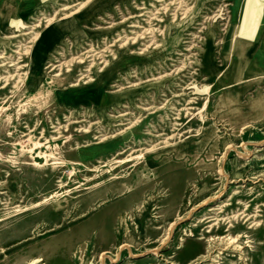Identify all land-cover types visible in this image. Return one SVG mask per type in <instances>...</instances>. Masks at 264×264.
Segmentation results:
<instances>
[{"label": "rangeland", "instance_id": "rangeland-1", "mask_svg": "<svg viewBox=\"0 0 264 264\" xmlns=\"http://www.w3.org/2000/svg\"><path fill=\"white\" fill-rule=\"evenodd\" d=\"M85 1L22 0L25 7L7 8L13 20L27 25L26 32L37 27L31 36L0 45V264H264V101H256L264 99V73L238 66L233 74L231 65L225 75L242 78L219 87L215 76L198 72L208 37L217 64L223 46L235 48L230 37L239 24L233 12L237 0H95L102 11L87 12L79 21L80 42L98 39L101 45L109 27L123 26L128 18L139 23L138 34L154 31L150 42L127 43L99 98L84 86L70 87L78 83L80 65L73 64L69 73L64 67L49 72L44 54L36 60L30 51L13 52L27 47L34 33L40 34V51L44 43L54 44L47 55L69 49L74 33L52 27ZM141 7L147 10L138 11ZM250 25L240 38L254 59L264 39V4ZM14 29L21 28L8 20L0 38L19 35ZM114 36L109 50L120 52L124 39ZM79 51L71 47L68 55ZM57 72L61 76L53 77ZM19 73L20 82L2 78ZM32 78L40 79L36 89L28 88ZM191 85L196 100L190 106L176 96H189L182 89ZM176 117L181 138L172 136ZM134 120L132 128L122 126ZM30 130L32 138L23 137ZM118 130H125L127 143L143 144L129 145L133 149L114 161L112 152H81L97 143L98 135ZM150 130L161 134L151 141L162 143L159 158L144 166L139 153L151 143L144 135ZM199 131H211L213 142L195 145ZM34 138L47 139L49 147L27 152ZM167 138L171 145L181 144L179 139L187 143L161 149ZM39 149L52 154L48 161L37 155ZM219 202L220 212H206ZM204 217L207 221L195 223Z\"/></svg>", "mask_w": 264, "mask_h": 264}, {"label": "bare ground", "instance_id": "bare-ground-1", "mask_svg": "<svg viewBox=\"0 0 264 264\" xmlns=\"http://www.w3.org/2000/svg\"><path fill=\"white\" fill-rule=\"evenodd\" d=\"M158 2H161V1L159 0ZM97 3H98V1H95V0H86L84 3H79V4H77V6L75 5L77 7V9L73 10L72 13H67V14L61 15L60 19L58 20L57 26L52 27L53 29L56 28L57 30H64V31L70 30V31H72V33H74L73 35L75 38L72 39V44H69V45L71 47H75L76 49H80V51H79L80 53H77L78 56H74L75 54H73V56L68 55V53L71 50V47L69 49L66 47H63L62 49L58 48L59 51H61V53L55 54V56H57V57H55L53 55H47L46 52L52 51V49L54 47L53 46L54 44L51 42L48 44L44 43L43 49H42V51H40L41 49H39V48L41 46V43H40L41 39H40L39 33H36V34L34 33V36L32 37L31 41L28 42L29 45L27 47L22 48V46H18L17 50H15L13 52L15 54H19V53L22 54V52L28 53L30 51L32 54L31 55L32 58H34L36 60L40 58L37 55L42 56L44 54L45 56L48 57V58L46 57V60L48 59V61L46 64H44L45 65L44 69H49V72L55 71L57 68H58L57 71L61 72L60 68L64 67L65 72L69 73L71 71L70 67H72L73 64L80 65L78 67L79 72H80V75H79L80 78L78 80V83H74L70 87L84 86V88H86L87 90H92V92L94 93L92 95L93 96L92 98H94V97L99 98L100 96L97 97L100 94L99 91H101L102 87L104 85H106L107 82L111 79L115 68H117L119 66V64H121L122 54L126 50L127 43L131 42V45H132V44H135L137 41H140L143 43L144 42L145 43L150 42V41L154 40V35L153 36L151 35L154 33V31L148 28L145 31L142 30L143 32L138 34L137 32L139 31V29H142L137 25L139 23L138 22H131L130 21L131 18H128V19H125L124 21L122 20L124 22L123 26L112 27V29H111V27H109L110 29L108 31H106V33L104 34L106 37L101 39L102 40L101 45L98 44L99 43L97 41L98 39H91L88 42L86 41V43L80 42V39H79V37H77L78 34L76 32V30L77 31H79V30L76 29L75 27L78 25V23L81 19H85L87 17L86 16L87 12H91L90 13L91 16H94V14L96 12H98V10L102 11L101 6L96 5ZM262 4H264V0H244L243 2L241 0H237V2H235L233 12L235 13V17L238 18L239 24H238L237 30L234 29V31L232 32V36L230 37V40H232L235 44V48L233 47V49H229V50L227 49L226 50L225 46H223L222 62L220 64H217L213 59V54H212L213 48L211 45V37H208V39H206L205 49L202 50L201 56H200L201 59H200V61H198V65H199L198 72L199 73L208 72L209 78H212L213 76H215L217 79L216 84L219 87H229L230 85L238 83L240 81V79L242 78V77L238 76L237 74L234 76H232V75L230 76L231 73L230 74L228 73L227 75H225V72L229 68H231V65L233 67V69H231L233 74H234V71L236 72L235 67H238V66L244 67V68L246 66H249L251 70L253 68L255 69L256 67L258 69L261 68V70H259L260 73H262V74L264 73V39H263V44L261 46L260 51L258 52V54L253 59V58L248 57V47L246 46L245 42H243L242 38H240V37H243V35L245 34V32L243 30L244 27L249 26L251 24L252 20L259 17V12H260V8H261ZM177 7H178V5H177ZM65 9H69V8L62 7V9L60 11L63 12V11H65ZM137 10L142 11V10H147V9L145 7H141V8H138ZM145 14L147 15L148 12H145ZM143 16H144V14L139 13V15L137 17H143ZM54 17L55 16L48 19L46 21V24L47 25L52 24V22L54 21ZM156 18H158V17H156ZM7 21H8V18H6V17L2 18L1 23L4 24L3 29H5V25H6ZM21 21H16L13 19L10 20V22L13 24V27L21 28L18 30L14 29V32H17V33L19 32V35L13 34V35L1 37L0 38V45H4L5 44L4 41L15 39V38H18L19 36H31V34L33 35V31L36 29L37 25H32L30 27L31 31L26 32L25 29H22V28L27 27V25H24V23ZM126 24L128 26H126ZM247 24H249V25H247ZM127 27L130 30H127ZM157 29H159V28H157ZM115 32L117 34V35H115L116 37L114 36ZM57 34H58V32L55 31L54 35H57ZM129 35H133V36L130 37ZM149 35L151 37H149ZM58 36H59V34H58ZM58 36H54L55 39H57ZM112 36L117 38L116 41H122V39H124L123 40L124 42L121 45H119V47H118V49H120V52H112L111 50H109L110 48L113 47V45L108 44V40ZM237 36H239V38L236 40ZM82 46H84L85 48H83ZM101 47H103V48H101ZM36 51L40 52V54L35 55L34 53H36ZM144 52H145V50H144ZM239 52L243 56L239 55L240 54ZM51 53L53 54V51ZM139 54H143V52H140ZM67 56H71V59H69L68 61H65ZM1 57L2 56L0 55V58ZM233 57H236V59L234 58L235 60L230 63L229 60ZM260 58H262L261 61H257ZM60 60L62 61V63H60ZM17 63H19V62H17ZM192 64H195V63L192 62ZM257 64H258V66H257ZM4 65L5 64H2L1 66H4ZM101 65L103 67L99 68V66H101ZM11 66H15V65L11 64ZM22 67H24V65L15 67L16 72H18V70H20ZM60 72H57L53 77L61 76ZM41 74H43V73H41ZM262 74H260V75H262ZM243 75H244V73H243ZM22 76H23V73H21V74L19 73L18 75L17 74H15V75L10 74L9 77L6 76V77H2V78L5 79L4 82H7V81H9V78L11 80L14 77L15 78L17 77L18 81L20 82ZM250 77H251V74H250ZM254 80H255V78H254ZM252 81H247V82L248 83L251 82V84H252ZM39 83H40V79L35 80L34 78H32L31 83L28 85V88L36 89V87L39 85ZM182 90L183 91L189 90V92H188L189 96H185V95H187L185 93H180V94H177L176 97L186 98L187 99L186 101H188L187 105L191 106L193 101L196 100V98H193L190 96V95H194L193 86L191 85L190 87H185ZM256 101H264V99L259 97ZM105 102L108 103L110 101H98L99 105L103 104ZM145 109L149 110L150 107L145 108ZM7 116H9V115H7ZM121 116H123V115H118V116H114V117L118 118ZM177 117H178V115H177ZM177 117L173 118L174 121L171 123V125H172L171 127L174 128L172 130V133H173L172 136L177 135L179 138L180 137L179 133H176L179 130L178 129L179 125L176 122V120H178ZM134 124H135V120H134V122L128 121L126 124H124L122 126L130 125L129 128H132L134 126ZM129 128H126V129H129ZM58 130H60V129H58ZM125 130H121V131L118 130L116 132H113L112 134H107V135H101V136L98 135L97 138L95 137L97 140V143L93 144L92 146L91 145L83 146L82 147L83 150H81V152L82 153H84V152H90V153L95 152V153H100V154L112 152V154L113 153H115V154H113V156L111 157L110 160L114 161V160H116V158L118 156L123 155V154L127 153L128 151H131V149H133L132 147H135L134 144H143L141 140L140 141L139 140L138 141L133 140L132 142L127 143L125 141V136H124L126 133ZM84 132H86V129ZM188 132H191V131H188ZM32 133L33 132L30 130V131H28V134L26 133V135H23V137H31ZM56 133H58V132H56ZM59 134H60V132H59ZM144 135L149 137V140L151 143H149V145H146L143 149H140V150H143V152L139 153V155L144 157V166H149L156 160V157L159 158L157 153L159 151V148L161 147L159 144L162 143V142H158V143L156 142L154 144L155 140H154V142H152L151 140L153 138H158L159 136H161V134L157 136L156 134H154L153 130H150V131H147L146 134H144ZM195 136H198V140L193 141V142H195L194 143L195 145L201 144L202 146H204L207 144L210 145L211 142H213L212 141L213 133L211 131H201V132L199 131L193 135V137H195ZM169 138H167L166 141L164 140L163 146L161 149L166 148V147L167 148L171 147L172 150L173 149L177 150V149H181L179 147H181V146L183 147V145H185V143H187L185 141V139L182 141H181V139H179V142L180 143L182 142L181 143L182 145L181 144L177 145V142L171 145L169 142H167V141H169ZM34 139H36V141H33L31 144L25 146L27 152H32L36 147H41L42 144H45V146L47 148L49 147L47 145V143H48L47 139H44V142H42V143H40V140L43 138H34ZM56 139H58V138L56 137L55 140ZM129 145H132V147ZM47 152H48V150L43 151V150L39 149L37 152V155L44 158L45 161H48V159L52 156V154L47 153ZM131 154L128 155L127 157H130ZM99 156L101 159H103L102 155H99ZM208 157H210V156H208ZM222 204H223V202H219L218 205H213V206L207 207L206 212H209V213L220 212L224 208V206ZM236 216L237 217L240 216L241 218H244L247 220H251V218H252V216L244 215V213H239ZM207 219H208V217H204V218H201V219L195 221V223H197V224L202 223L204 221H207ZM212 220L213 219H210L209 221H212ZM195 223H193V224H195ZM252 225H254L253 222H252Z\"/></svg>", "mask_w": 264, "mask_h": 264}, {"label": "crops", "instance_id": "crops-1", "mask_svg": "<svg viewBox=\"0 0 264 264\" xmlns=\"http://www.w3.org/2000/svg\"><path fill=\"white\" fill-rule=\"evenodd\" d=\"M25 4H28V3L27 2H22V0L20 2H14L12 5L6 3L3 0H0V26L2 27L1 20H2L3 17L8 18V20H12V18L10 17L11 14L7 13V10H8L7 8L14 10V7L15 8L25 7ZM8 11H10V10H8ZM1 30H3V28H0V31Z\"/></svg>", "mask_w": 264, "mask_h": 264}]
</instances>
